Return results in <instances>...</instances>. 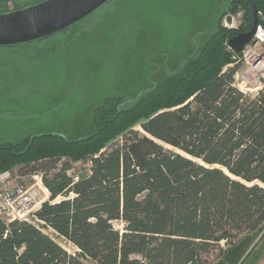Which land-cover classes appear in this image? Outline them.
<instances>
[{
    "label": "trees",
    "instance_id": "1",
    "mask_svg": "<svg viewBox=\"0 0 264 264\" xmlns=\"http://www.w3.org/2000/svg\"><path fill=\"white\" fill-rule=\"evenodd\" d=\"M253 1L264 24V0ZM238 8L247 20L239 31L218 26L132 104L105 98L86 136L0 145V173L37 170L49 192L37 218L78 250L68 253L36 225L0 218V264H205L215 252L211 264L257 263L264 84L256 93L234 85L240 53L227 41L252 24L249 2L235 0L228 11ZM77 162L88 168L74 181L68 172Z\"/></svg>",
    "mask_w": 264,
    "mask_h": 264
},
{
    "label": "rangeland",
    "instance_id": "2",
    "mask_svg": "<svg viewBox=\"0 0 264 264\" xmlns=\"http://www.w3.org/2000/svg\"><path fill=\"white\" fill-rule=\"evenodd\" d=\"M40 1L0 0V14ZM231 2L108 0L62 31L0 46V145L37 134L76 139L91 133L92 112L105 98L121 97L132 104L143 91L179 70L218 26L239 31L247 21L245 11H228ZM245 48L235 57L239 66L234 85L256 93L264 80L250 61L254 54L264 53V44H248L244 57ZM72 166L71 176L87 172L85 163ZM36 171L13 169L26 184L33 182ZM113 225L122 227L119 222ZM37 226L68 253L78 252L51 229ZM216 254L203 256V262L211 264Z\"/></svg>",
    "mask_w": 264,
    "mask_h": 264
},
{
    "label": "water",
    "instance_id": "3",
    "mask_svg": "<svg viewBox=\"0 0 264 264\" xmlns=\"http://www.w3.org/2000/svg\"><path fill=\"white\" fill-rule=\"evenodd\" d=\"M108 0H43L0 14V46L35 41L62 31L94 12ZM235 0H232L233 3ZM252 13L249 31L231 37L227 44L241 52L254 37L260 13L253 0H247Z\"/></svg>",
    "mask_w": 264,
    "mask_h": 264
},
{
    "label": "built area",
    "instance_id": "4",
    "mask_svg": "<svg viewBox=\"0 0 264 264\" xmlns=\"http://www.w3.org/2000/svg\"><path fill=\"white\" fill-rule=\"evenodd\" d=\"M255 45L264 44V25H258L255 32ZM246 46L244 57L246 56ZM251 67L259 72V77L264 80V53L254 54L250 61ZM33 182L24 183L21 177L13 170L0 173V218L5 223L24 221L33 225H42L36 213L42 204L49 199V192L42 182L41 174L31 176ZM74 181L78 176H72Z\"/></svg>",
    "mask_w": 264,
    "mask_h": 264
},
{
    "label": "crops",
    "instance_id": "5",
    "mask_svg": "<svg viewBox=\"0 0 264 264\" xmlns=\"http://www.w3.org/2000/svg\"><path fill=\"white\" fill-rule=\"evenodd\" d=\"M256 264H264V254L261 256V258L257 261Z\"/></svg>",
    "mask_w": 264,
    "mask_h": 264
},
{
    "label": "bare ground",
    "instance_id": "6",
    "mask_svg": "<svg viewBox=\"0 0 264 264\" xmlns=\"http://www.w3.org/2000/svg\"><path fill=\"white\" fill-rule=\"evenodd\" d=\"M255 36V35H254ZM250 44V43H249ZM248 46V45H247Z\"/></svg>",
    "mask_w": 264,
    "mask_h": 264
}]
</instances>
